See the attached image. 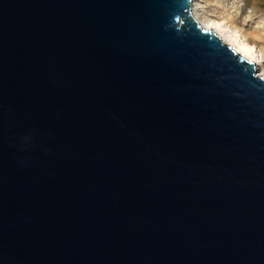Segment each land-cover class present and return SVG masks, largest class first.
<instances>
[{
    "label": "water",
    "instance_id": "obj_1",
    "mask_svg": "<svg viewBox=\"0 0 264 264\" xmlns=\"http://www.w3.org/2000/svg\"><path fill=\"white\" fill-rule=\"evenodd\" d=\"M0 264H264V80L190 0H0Z\"/></svg>",
    "mask_w": 264,
    "mask_h": 264
},
{
    "label": "bare ground",
    "instance_id": "obj_2",
    "mask_svg": "<svg viewBox=\"0 0 264 264\" xmlns=\"http://www.w3.org/2000/svg\"><path fill=\"white\" fill-rule=\"evenodd\" d=\"M211 1L213 0H190V12L194 19L203 29L214 31L222 42L231 46L242 58L252 62L255 72L264 80V38L262 36L264 32H262V25L248 30L245 28L244 22L241 26L238 25L232 16L226 13L223 6L218 8L217 14H213ZM257 3L259 0H254V6L251 5L252 8H250L252 11L256 12L259 9Z\"/></svg>",
    "mask_w": 264,
    "mask_h": 264
},
{
    "label": "rangeland",
    "instance_id": "obj_3",
    "mask_svg": "<svg viewBox=\"0 0 264 264\" xmlns=\"http://www.w3.org/2000/svg\"><path fill=\"white\" fill-rule=\"evenodd\" d=\"M211 3V10L213 14H217L216 12L218 8L220 6H223L226 13L232 16L233 20L238 25L241 26L244 22L245 28H247L248 30H253L256 26L261 24L263 27L262 32H264V0H259V3H257L259 7V9L257 10L258 12L252 11V9H250L254 6V0H213L211 1ZM262 36L264 38V34H262Z\"/></svg>",
    "mask_w": 264,
    "mask_h": 264
}]
</instances>
